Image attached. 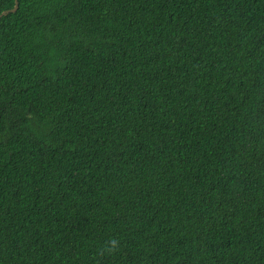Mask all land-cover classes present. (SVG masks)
Segmentation results:
<instances>
[{"label":"trees","instance_id":"16d2710c","mask_svg":"<svg viewBox=\"0 0 264 264\" xmlns=\"http://www.w3.org/2000/svg\"><path fill=\"white\" fill-rule=\"evenodd\" d=\"M0 29V264H264V0H19Z\"/></svg>","mask_w":264,"mask_h":264},{"label":"bare ground","instance_id":"6f19581e","mask_svg":"<svg viewBox=\"0 0 264 264\" xmlns=\"http://www.w3.org/2000/svg\"><path fill=\"white\" fill-rule=\"evenodd\" d=\"M36 19V18H35ZM33 26V25H32ZM3 27V26H2ZM1 27V28H2ZM0 30H3V29H0ZM5 33H6V31H4ZM2 35H3V33H2ZM4 39H6V38H4ZM2 41H4V40H2ZM143 42V41H142ZM147 44V43H146ZM10 45V44H9ZM2 46V45H1ZM138 46V45H137ZM8 48H9V46H8ZM11 48V47H10ZM166 49V48H165ZM1 50V49H0ZM6 50V49H5ZM19 51V50H18ZM14 53V52H13ZM39 53V52H38ZM41 54V53H40ZM24 55V54H23ZM35 55V54H34ZM11 57V56H10ZM34 60V59H33ZM2 62V61H1ZM172 61H170V63H171ZM173 63V62H172ZM168 64V63H167ZM6 65V64H5ZM41 65H42V63H41ZM40 65V66H41ZM171 66H173V65H171ZM170 66V67H171ZM12 67V66H11ZM20 67V66H19ZM19 67H18V69H19ZM37 67V66H36ZM39 67V66H38ZM8 68V67H7ZM45 69V68H44ZM30 70H32V69H30ZM12 71V70H11ZM24 71V70H23ZM33 71V70H32ZM64 71V70H63ZM11 73V72H10ZM61 73V72H60ZM29 76V75H28ZM42 76V75H41ZM12 78H13V75H12ZM22 78H23V76H22ZM44 78V77H43ZM48 78H50V77H48ZM81 78V77H80ZM71 79V78H70ZM21 80V79H20ZM69 80V79H68ZM48 81V80H47ZM45 82V81H44ZM49 82V81H48ZM61 82V81H60ZM173 82V81H172ZM229 82V81H228ZM50 83V82H49ZM80 83V82H79ZM48 84V83H47ZM60 84V83H59ZM33 85V84H32ZM57 85V84H56ZM89 85V84H88ZM230 85V84H229ZM47 86V85H46ZM51 86V85H50ZM62 86V85H61ZM90 86V85H89ZM44 87V86H43ZM65 88V87H64ZM52 89H53V87H52ZM83 90H84V88H82ZM85 90H87V89H85ZM58 91V90H57ZM87 91H89V90H87ZM225 92V91H224ZM68 93H70V92H68ZM227 93V92H226ZM33 94V93H32ZM40 94V93H39ZM76 94V93H75ZM222 94V93H221ZM57 95V94H56ZM62 95V94H61ZM217 96V95H216ZM17 99V98H16ZM97 100V99H96ZM34 101V100H33ZM34 102H37V101H34ZM100 102V101H99ZM49 103V102H48ZM92 103V102H91ZM82 104V103H81ZM87 105V104H86ZM91 105V104H90ZM89 105V106H90ZM150 105V104H149ZM77 106V105H76ZM84 106H85V104H84ZM144 106V105H143ZM154 106H155V104H154ZM153 107V106H152ZM159 107V106H158ZM33 108V107H32ZM76 108V107H75ZM80 108V107H79ZM84 108V107H83ZM221 109H222V107H220ZM97 109V108H96ZM37 110V109H36ZM82 110V109H81ZM34 112V111H33ZM35 113V112H34ZM82 113V112H81ZM158 113V112H157ZM156 113V114H157ZM212 113V112H211ZM98 114V113H97ZM150 114V113H149ZM90 115V114H89ZM93 115V114H92ZM211 116V115H210ZM66 117H67V115H66ZM70 117V116H69ZM163 117V116H162ZM186 123V122H185ZM217 125V124H216ZM190 126V125H189ZM219 126V125H218ZM185 127V126H184ZM207 127V126H206ZM212 128V127H211ZM221 130V129H220ZM205 131V130H204ZM210 131V130H209ZM213 132V131H212ZM218 132V131H217ZM226 133V132H225ZM224 133V134H225ZM224 134H223V136H224ZM205 135V134H204ZM220 135V134H219ZM229 135V134H228ZM233 135V134H232ZM222 138H224V137H222ZM237 140V139H236ZM156 141V140H155ZM148 142V141H147ZM213 142V141H212ZM225 142V141H224ZM235 142V141H234ZM244 142V141H243ZM250 142V141H249ZM217 143V142H216ZM227 143V142H226ZM229 143V142H228ZM248 143V142H247ZM140 144V143H139ZM146 144V143H145ZM199 144V143H198ZM214 144V143H213ZM148 145V144H147ZM259 145V144H258ZM201 146V145H200ZM210 146V145H209ZM254 146V145H253ZM260 146H262V145H260ZM147 147V146H146ZM231 147V146H230ZM239 147V146H238ZM246 147V146H245ZM220 148V147H219ZM228 148V147H227ZM234 148H235V146H234ZM241 148V147H240ZM229 149V148H228ZM264 149V148H263ZM241 150H242V148H241ZM260 150H262V149H260ZM257 151V150H256ZM232 152V151H231ZM241 152V151H240ZM239 152V153H240ZM220 153H221V151H220ZM229 153V152H228ZM244 154V153H243ZM249 154V153H248ZM234 155V154H233ZM242 155V154H241ZM240 155V156H241ZM217 157H218V155H217ZM243 157V156H242ZM225 158V157H224ZM240 158V157H239ZM226 159V158H225ZM217 160H218V158H217ZM227 162H229V161H227ZM231 163V162H230ZM227 164H229V163H227ZM204 166V165H203ZM220 166H222V164L220 165ZM228 167V166H227ZM226 167V168H227ZM233 167V166H232ZM231 167V168H232ZM237 169H238V167H237ZM254 170V169H253ZM118 175V174H117ZM235 175V174H234ZM122 177V176H121ZM113 178V177H112ZM124 178V177H123ZM235 178V177H234ZM240 178V177H239ZM125 179V178H124ZM256 179V178H255ZM117 180V179H116ZM233 180V179H232ZM231 180V181H232ZM126 181V180H125ZM230 181V182H231ZM229 182V181H228ZM261 182V181H260ZM263 182V181H262ZM229 184V183H228ZM263 184V183H262ZM244 185V184H243ZM247 185V184H246ZM221 186V185H220ZM234 188V187H233ZM264 188V187H263ZM262 188V189H263ZM251 190V189H250ZM254 190V189H253ZM257 192H259V191H257ZM264 192V191H263ZM221 193V192H220ZM261 193V192H260ZM263 194V193H262ZM229 195V194H228ZM237 197V196H236ZM257 198V197H256ZM206 199V198H205ZM210 199V198H209ZM226 199V198H225ZM248 199V198H247ZM213 201V200H212ZM217 201V200H216ZM219 201V200H218ZM234 201V200H233ZM212 203V202H211ZM241 203H243V202H241ZM220 205V204H219ZM230 206V205H229ZM244 206V205H243ZM247 207V206H246ZM218 208V207H217ZM220 208V207H219ZM234 208V207H233ZM231 209V208H230ZM229 209V210H230ZM224 210V209H223ZM238 213V212H237ZM220 214V213H219ZM221 214H223V213H221ZM255 214V213H254ZM252 218H254V217H252ZM224 219V218H223ZM228 220V219H227ZM225 221V220H224ZM226 224V223H225ZM215 225V224H214ZM222 225V224H221ZM221 227V226H220ZM219 228V227H218ZM215 231V230H214ZM182 232V231H181ZM187 233V232H186ZM189 234V233H188ZM219 234V233H218ZM198 235V234H197ZM215 235V234H214ZM204 236V235H203ZM178 237V236H177ZM226 243V242H225ZM192 244V243H191ZM228 246V245H227ZM191 248V247H190ZM204 263V262H203ZM202 263V264H203Z\"/></svg>","mask_w":264,"mask_h":264},{"label":"water","instance_id":"95a60500","mask_svg":"<svg viewBox=\"0 0 264 264\" xmlns=\"http://www.w3.org/2000/svg\"><path fill=\"white\" fill-rule=\"evenodd\" d=\"M18 7H19V0H16L14 7L10 8V9H7V10H4V11L0 14V18H1L3 15H5V14H7V13H9V12H14V11H16V10L18 9Z\"/></svg>","mask_w":264,"mask_h":264},{"label":"clouds","instance_id":"9594fccd","mask_svg":"<svg viewBox=\"0 0 264 264\" xmlns=\"http://www.w3.org/2000/svg\"><path fill=\"white\" fill-rule=\"evenodd\" d=\"M112 243L115 244V241H113Z\"/></svg>","mask_w":264,"mask_h":264}]
</instances>
